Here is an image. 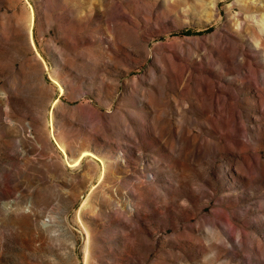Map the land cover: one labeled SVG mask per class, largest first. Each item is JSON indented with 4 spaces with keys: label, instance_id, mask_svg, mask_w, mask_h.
<instances>
[{
    "label": "rangeland",
    "instance_id": "rangeland-1",
    "mask_svg": "<svg viewBox=\"0 0 264 264\" xmlns=\"http://www.w3.org/2000/svg\"><path fill=\"white\" fill-rule=\"evenodd\" d=\"M0 264H264V0H0Z\"/></svg>",
    "mask_w": 264,
    "mask_h": 264
}]
</instances>
